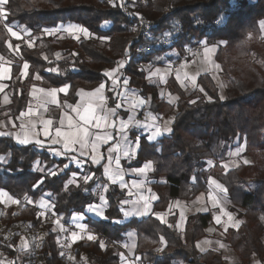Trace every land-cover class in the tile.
Masks as SVG:
<instances>
[{
	"label": "trees",
	"instance_id": "obj_1",
	"mask_svg": "<svg viewBox=\"0 0 264 264\" xmlns=\"http://www.w3.org/2000/svg\"><path fill=\"white\" fill-rule=\"evenodd\" d=\"M3 9L0 59L11 61L14 76L22 62L29 71L25 79L11 80L12 115L23 107L34 74L42 78L41 86L67 85L61 99L72 103L77 89L98 86L106 79L105 72L121 60L128 85L151 97L158 112L167 113L172 106L158 101L143 64L153 63L154 57L168 50L180 57L186 47L220 41L213 57L225 79L223 94L209 72L200 73L196 88L190 91L171 80L169 89L179 96L173 105L177 113L172 132L154 143L142 139L137 162H152L154 210L165 209L170 200L188 201L208 192V178L214 177L224 189L229 209L240 219L237 228L225 231L224 240L240 264H252L254 256L264 264V28L259 23L264 20V0H7ZM221 16L222 22L217 23ZM141 19L152 25L145 33L140 32ZM12 23L31 32L28 38L35 37L31 46L8 37L5 24ZM70 23L87 29L88 36L43 34V29ZM12 42L18 45L16 50ZM238 141L244 143L242 161L225 170L222 163ZM37 149L33 143L17 145L0 137V156L10 153L0 171V188L27 200L18 212L8 211L1 227L25 222L42 230L41 243L34 250L38 264H121L120 243L130 230L136 231L137 264H222L216 250L196 248L211 213L190 215L183 230L176 226V213L168 217L169 224L151 215L124 221L119 208L123 193L111 185L106 192V219L95 218L87 213V206L96 200L95 179L87 183L80 179L75 185L68 183L65 172L51 175L31 170ZM38 181L42 183L34 188ZM46 193L51 202L48 211L64 222L73 214H84L85 229L96 234L92 239H75L68 256L61 254L57 233L45 218L48 215L37 209ZM17 237L15 232L9 242ZM11 255L15 258V252Z\"/></svg>",
	"mask_w": 264,
	"mask_h": 264
},
{
	"label": "crops",
	"instance_id": "obj_2",
	"mask_svg": "<svg viewBox=\"0 0 264 264\" xmlns=\"http://www.w3.org/2000/svg\"><path fill=\"white\" fill-rule=\"evenodd\" d=\"M72 26L78 25L74 23L64 24L62 26H57V29L64 31V37L79 39L88 36L86 33L80 31L79 27ZM28 35H30V32H26V36ZM200 44L202 46L199 52L183 58L181 57V60H183L179 68L174 69L171 66H168L175 60V58L179 57L173 49L168 50L161 56L154 57L153 63L143 64L147 82L156 87L158 101L172 106V109H170L167 113L158 112L156 108H154L155 103L151 97L142 96L135 88H131L128 85V79L126 76H123L122 73V68L124 67L125 62L121 60L114 68L108 70L110 75H105L106 79L102 82L105 84L103 89H100L99 92L96 91L100 84L90 89H77L76 98L72 103H66L61 99V95L67 92L68 87L64 92H60L59 89L65 85L61 87H45L39 84L40 80L33 77V81L27 89V98L23 107L17 114L12 115L9 111V106L12 102V94L9 91L11 80L17 76L21 79H25L28 76L29 71L28 67L27 69L24 68L26 62H22L20 63L18 73L14 76L11 61L0 59V133L9 134L0 135V137L10 138L17 145H25L18 143V140L27 138L29 143L35 144L38 149H42L53 154L50 147L56 148L60 151H65L62 143L54 145L51 143V138L63 139V137H55V129L57 127L61 128L62 133L75 134H79L80 128H87L89 132V135L86 137L88 141V146L85 149L87 155L81 156L79 151H68L67 155L62 156L72 161H74L73 157L82 160L84 166L91 168V171L86 170L88 176L93 177L94 174L97 175L93 186V189L97 191L95 193L96 200L90 205L101 207L102 215L98 216L95 212L88 211L87 213L90 216L98 219H106L105 211L108 207L106 192L111 185H114V187L123 193L119 208L124 221H128L132 218H144L151 215L158 218L161 222L169 224L168 217L171 214L173 215L176 213L178 216L176 226L179 230H183L186 219L190 215L198 212H209L211 213V219L204 229V235L206 234L207 227H209V225H213L212 234L214 236L216 234L217 237H221L224 240L225 231L229 228H237L240 224V219L229 209L224 189H222L220 184L218 185L221 188H218L219 186L215 182L217 180L214 177L209 176L208 178V192H199L188 201L173 199L168 202L165 209L154 210L153 205L157 198L152 187V179H150L149 176L153 169L152 162L151 160L146 159L142 162H137V154L142 139L147 142L154 143L159 141L164 136H168L172 132V121L177 113V108L173 105L179 96L175 91H171L169 89L171 86L170 81L175 80L181 88L186 91H190L196 88V78L200 73H211V71H216V66L213 64L214 62H211L212 60L210 56L207 54V51H205L206 44ZM14 47L15 46H12L13 50H15ZM170 55L174 57V60L167 59ZM51 89H57V91L53 94L50 91ZM108 94L111 97H109ZM90 104L92 105L91 115L99 118V120L89 119L88 122L85 123L82 117L85 115V109ZM113 109L115 112H113ZM46 120L51 121V124L48 125V136H45L43 133V128L45 127L44 121ZM69 121H71V126L69 125ZM137 121H139V124L136 123ZM97 122L100 123L99 128L95 127ZM125 122L128 123V129L126 130L127 138H125V135L117 134V130L121 129L122 124ZM157 127L162 130L161 134L155 136L152 141H149L147 137L151 135ZM164 128H170L171 131L164 132ZM106 133L112 135V140H110L107 145L101 143L97 150L93 152L91 143L95 136H104ZM137 137H139L138 145L136 143ZM37 140L41 141L44 144V147H39L36 143ZM114 145H118L119 147L112 153L110 161L107 149L109 147H113ZM72 147L78 149L79 145H74ZM125 151L130 153L129 157L124 156ZM93 156H96L100 160L99 164L91 163ZM117 157H119L120 160L119 165L116 164ZM149 162L150 167L145 169L143 173L134 171L136 169H140ZM106 165L109 167V176L104 175V167ZM117 167L120 169L122 180L120 178H116V183H112V179H110L111 172ZM159 181L160 183L164 182V178H160ZM214 188L221 190V193L225 195V208L228 212V216L223 217V225L221 229L219 227L221 220H218L220 221L219 223L216 222L215 220L218 218L214 216L211 211L206 210L204 206V203H207L205 197H208L210 189ZM101 196L104 197L103 202L100 199ZM23 202H27V200L14 198L7 191L0 188V223H2L3 218L7 215L10 209L14 213L18 212L20 207L24 205L22 204ZM44 203L47 204L46 210H49L51 208V202L49 200L48 193L44 194L37 206L44 209L46 205ZM182 205H187V208L191 210L189 211L191 213L186 215L187 217L185 222L180 228L178 225L179 215L187 214L184 211H180ZM145 206H147V210ZM125 212L128 213L127 216L124 215ZM38 213H40V211H38ZM159 213L164 214L163 219L158 217L157 214ZM47 219L51 222L52 231L57 233V239L60 246L68 245L69 240L72 243L73 238L70 237L72 232L70 229L72 226L77 227L76 229L74 228L77 230L76 239L85 237L86 235L82 232V229L83 231L86 230L83 228L84 217L82 218L73 214L66 222L61 221V219H51L50 217ZM214 230H216L218 234L216 232L214 233ZM18 239L15 242H9L8 247L3 249L4 253L6 252L7 255L11 257L12 252H15L16 258L19 252L17 248ZM136 245V231L130 230L125 234L123 242L120 243L121 264H130L128 258L137 263L138 256L136 255ZM227 245L230 247L228 243ZM230 249L234 254H230L232 261H228V263L221 253L217 251L222 257V264H240L237 254L231 247ZM23 252L29 256L32 251L28 253L23 250ZM12 264L14 263L12 262ZM252 264L261 263L254 256L252 258Z\"/></svg>",
	"mask_w": 264,
	"mask_h": 264
},
{
	"label": "rangeland",
	"instance_id": "obj_3",
	"mask_svg": "<svg viewBox=\"0 0 264 264\" xmlns=\"http://www.w3.org/2000/svg\"><path fill=\"white\" fill-rule=\"evenodd\" d=\"M2 10H3V12H5L4 9H2ZM62 25H64V24H59L57 26H62ZM8 26L12 27L13 31H15L17 33L16 36H13L7 30V27H6V31H7L8 37L11 40H20V42L17 43V44H20L22 42V43H26L27 45L31 46L34 43L35 37L28 38V37H30L31 32L29 30L25 29L24 26L18 25L16 23H12V24H10ZM57 28L58 27L50 28V29H43L44 30L43 34H45L47 36H55V35H57L59 37H64L65 36L64 35V31H62L61 29H57ZM79 30L81 31L80 27H79ZM26 32H28V33L30 32V35L26 36ZM220 43H221L220 41H216L215 43H210V44L205 45V46H206V48L210 49V51H207V54L210 56V58L212 60L211 62H214L213 64H215V66H216V71H211L210 74H212L211 75L212 78L214 79L216 84H218V87L220 89L221 94H223L224 87H225V79H224V77H222V75L220 73L219 65L217 64V62L214 60V57H213L214 53H215V51H216V49H217V47H218V45ZM11 45L15 46L14 47L15 50L17 49L16 46H18V45H16V44L14 45L13 42H12ZM201 46L202 45L199 44V45H197L195 47H192V48L191 47H186L185 48V52L182 54V56L175 58V60L178 59L179 62L176 63V67L174 69L180 67V64H181V62L183 60V59L181 60V57L183 58L185 56L192 55V54H195L196 52H199L200 49H201ZM168 66H171L173 68V64L172 63L170 65H168ZM37 76L39 77L38 73L34 74V77H37ZM41 79L42 78L39 77L38 80H41ZM238 142H237V145H235V146L230 148L227 160L222 163L224 168H225V170L237 166L242 161V153L244 151V143L242 141L239 142V143ZM238 149H239V151H238ZM9 155H10V153L8 152V153L0 156V157L4 158L3 160H0V171H3V169L5 168V165L8 163L9 158H10ZM30 164H31V170L36 171V172H40V173H44L46 171L47 172H55V173H64L65 172V173L68 174L69 180L73 178V173H75V183H73L75 185L78 184L77 180L81 179L82 181H84L83 177L85 175H88L86 173L84 165L78 166L74 161L68 160L67 158L63 157L62 155H53L50 152L44 151L42 149H37L36 150V155L33 158L32 162H30ZM65 165H68V167L65 168L64 167ZM211 165H212V162L208 163V166H211ZM19 171H21V170H19ZM93 178L95 179L96 177L93 176L92 179ZM215 182H216L217 185L219 184L217 181H215ZM220 186L218 188L222 187V186L221 187ZM214 187H217V186H214ZM222 189H223V187H222ZM93 192L96 193L97 191H95V189H93ZM156 198H157V195H156ZM23 200H25V199H23ZM205 200H207V203H204V206H205L206 210L211 211L212 214L218 218L217 220H219V219L221 220V224L219 226L220 229H221V227L223 225V223H222L223 217L224 216H228V212L226 211V208H225L226 207V205H225V195L221 193V190H219L217 188H214V189H210V193H209L208 197L207 196L205 197ZM22 204H25V203L23 202ZM44 204H46V203H44ZM46 207H47V204L45 205L44 210H46ZM180 209H181L180 211H184L185 213H187V214H184V215L183 214L179 215L178 225L181 228L183 223L185 222L186 217H187L186 215L191 213V212H189L191 210H189L187 208V205L186 206L182 205V207ZM41 212H42V214H44L43 211H41ZM87 212H88V210H87ZM159 214L160 215H158V217L160 219H163L164 214H162V213H159ZM76 215H78L79 217H82V218L85 217L84 214H81V213L80 214L78 213ZM49 217L51 219H53V217H51V216H49ZM45 218L47 219L48 216L45 217ZM217 220H215V221L217 222ZM19 224H21L22 226L19 225ZM19 224H16V226H15L17 229H13V232H16L18 234L17 239L19 238L18 239V243H17V248L19 250L18 255H17L16 258H12V256L11 257L8 256L7 253L6 252L4 253V251L1 249V246L4 243L9 242L11 240V238L14 236L15 233L7 235L0 242V264H12V262L13 263L16 262L17 264H38L37 255L35 254L34 250L36 249L37 246L40 245L41 239H39L38 243H36L34 241V236L32 234H30L28 232V230H26V228L29 227L28 223H26V225H25L26 227L23 226V223H19ZM1 226H3V223H0V227ZM74 228L76 229L77 227L76 226L75 227L72 226L71 229H70L72 231L71 234H70L71 238H73L72 237V233L73 232H75V233L77 232V230H75ZM83 228L85 229V227H83ZM212 228H213V225L212 226L209 225V227H207V229H206V234L197 241L196 246H197L198 250L199 251H205V250H208V249H213V250L219 251L221 253V255L225 258L227 263H228V261H232V258L230 257V254H234V253H232V250L230 249V247H228L227 243L221 237H217L216 234H215V236L212 234V232H213ZM17 230H18V232H17ZM19 230H21V231L19 232ZM38 231H39V234L41 235V238H42L43 231L42 230H38ZM82 232H84L83 234H86L85 237H90L91 235L92 236L96 235L94 232L89 231V230H84L83 231V229H82ZM215 232L218 234V232L216 230H214V233ZM75 239H73L72 242ZM57 242L59 243L58 239H57ZM70 243L71 242L69 240V244L68 245L60 247L61 248L60 250H63V252H61L62 254L64 252H67L66 256L69 255ZM262 243H263V246H264V235L262 236ZM31 246H32V249H31ZM33 247H34V249H33ZM64 249H66V250H64ZM23 250L27 251L28 253H30L32 251L31 254H30L31 256H28V254H24ZM128 259L131 262V264H137L132 259H130V258H128Z\"/></svg>",
	"mask_w": 264,
	"mask_h": 264
},
{
	"label": "snow or ice",
	"instance_id": "obj_4",
	"mask_svg": "<svg viewBox=\"0 0 264 264\" xmlns=\"http://www.w3.org/2000/svg\"><path fill=\"white\" fill-rule=\"evenodd\" d=\"M7 0H0V20L2 21H6V16L4 15V12H3V6L6 4ZM110 3H112V0H109ZM115 6V5H113ZM223 20V16H221L220 19L217 20V23H221ZM260 25L262 28H264V20H261L260 22ZM5 27H7V30L13 35V36H16L17 33L15 31H13L12 27L8 26L7 24H5ZM72 27H79V26H72ZM135 30V29H133ZM81 31L87 33V29H83L81 28ZM205 51H210V49L206 48ZM28 65L27 63H25L24 65V68L27 69ZM105 75H110L109 72H105ZM37 79H39V77L37 76L36 77ZM67 85H65L64 87L60 88L59 91L60 92H64L66 89H67ZM105 87V84L104 83H101L99 85V88L96 90L97 92H99L100 89H103ZM43 91V90H42ZM51 93H55L57 91V89H51L50 90ZM223 98V97H221ZM195 101H192V103H194ZM113 112H115V110L113 109ZM92 113V105L90 104L86 109H85V115L82 117V119L85 121V123L88 122L89 119H97L99 120V118H96L94 116L91 115ZM131 119V118H130ZM137 124H139V121L136 122ZM51 124V121L50 120H46L44 121V125L45 127L43 128V133L45 136H48L49 135V130H48V125ZM69 125L71 126V121H69ZM95 127L99 128L100 127V123L97 122L95 124ZM128 129V123L125 122L122 124V128L121 129H118L117 130V134H122V135H125V138H127V135H126V130ZM161 129L160 128H156L155 131L149 135L147 137V139L149 141H152L153 138L155 136H158L161 134ZM164 132H170L171 129L170 128H164L163 129ZM0 135H9L8 133H0ZM89 135V132H88V129L87 128H80L79 129V134H75V133H62L61 132V128L57 127L55 129V137H63V139H57V138H51V143L54 145V144H60L62 143L63 144V149L65 151H60L56 148H51L50 147V150L53 152L54 155H67L68 154V151H79L80 152V155L81 156H86L87 153L85 151V149L87 148L88 146V141L86 139V137ZM112 140V135L111 134H105L104 136H101V135H96L94 140L92 141L91 143V147H92V150L93 152H95L97 150V148L99 147V145L102 143V144H105L107 145L108 142ZM18 143L20 144H28L29 143V140L27 138L25 139H21V140H18ZM37 145L39 147H44V144L37 140L36 141ZM136 143L138 145L139 143V137H137V140H136ZM74 145H79V148H73L72 146ZM118 145H114L113 147H109L107 149L108 151V154H109V160L111 161V158H112V153L118 149ZM239 151V149H238ZM124 156L125 157H129L130 156V153L125 151L124 152ZM4 158L3 157H0V160H3ZM73 160L74 162L78 165V166H82L83 165V161L80 160V159H77L76 157H73ZM91 163L92 164H99L100 163V160L96 157V156H93L92 159H91ZM120 163V160H119V157L116 158V164L119 165ZM210 163V162H209ZM65 168L68 167V165H65L64 166ZM150 167V162L148 164H145L143 167H141L140 169H136L134 171H137V172H140V173H143L145 171V169L149 168ZM51 175H55L56 173L55 172H50ZM104 175L105 176H109V167L106 165L104 167ZM116 178H120L122 180V177L120 175V169L119 167H117L116 169H114L112 172H111V176H110V179H112V183H116ZM84 179V182L87 183L90 179H92L91 176H88V175H85L83 177ZM40 183H42V181H38L37 182V185H34L33 187H37ZM69 184L71 183H75V173H73V178L70 179L68 181ZM67 187V185H66ZM101 201L103 202L104 201V197L101 196L100 197ZM146 210H147V206H145ZM87 210L89 212H95L98 216L99 215H102V208L101 207H98V206H95V205H88L87 206ZM125 216L128 215L127 212L124 213ZM157 215H160V214H157ZM217 222L219 223V221L217 220ZM72 237L73 239L76 238V233L73 232L72 233ZM89 239H92V237L90 236ZM103 246V245H102Z\"/></svg>",
	"mask_w": 264,
	"mask_h": 264
},
{
	"label": "built area",
	"instance_id": "obj_5",
	"mask_svg": "<svg viewBox=\"0 0 264 264\" xmlns=\"http://www.w3.org/2000/svg\"><path fill=\"white\" fill-rule=\"evenodd\" d=\"M125 13H126V12L124 11V14H125ZM140 27H141V28H140V32H141V33H142V32L145 33L146 31H148V30H150V29L152 28V25H151L150 23H148L147 21H145L144 19H141V20H140ZM177 62H179L178 59H176L175 61L172 62V64H173V68L176 67V63H177ZM37 209L40 210V211H43V212L46 213L48 216L53 217V219L59 220V218H58L57 216H55L54 214H52L50 211H48V210H44V209H40L39 207H38ZM19 225H21V224H19ZM25 225H26V223L23 222V226H24V227H26ZM15 226H16V225H14V224H8L7 226L0 227V242L2 241V239H3L5 236L15 233V232H13V229H17ZM21 226H22V225H21ZM21 230H22V229H21ZM21 230H19V232H20ZM26 230H28V232L34 236V241H35L36 243H38L39 239H41V235L39 234V231H38L37 229L31 228L30 226H29L28 228H26ZM17 232H18V230H17ZM64 250H66V249H64ZM62 252H63V250H62ZM61 254H62V253H61ZM63 255L66 256V255H67V252H64V253L62 254V256H63ZM129 263L131 264L130 261H129Z\"/></svg>",
	"mask_w": 264,
	"mask_h": 264
}]
</instances>
